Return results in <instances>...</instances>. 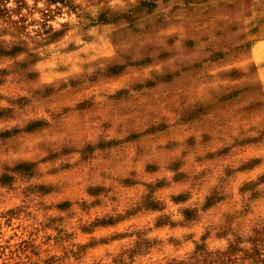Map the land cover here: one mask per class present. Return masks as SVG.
Listing matches in <instances>:
<instances>
[{"label":"clouds","instance_id":"clouds-1","mask_svg":"<svg viewBox=\"0 0 264 264\" xmlns=\"http://www.w3.org/2000/svg\"><path fill=\"white\" fill-rule=\"evenodd\" d=\"M258 48L264 0H0V112L11 114L0 122V264H143L157 251L172 264H264V168L242 191L224 177L207 205L182 206L190 218L158 199L166 232L134 225L147 242L135 253L100 248L108 234L96 229L123 214L121 183L164 147L156 129L186 150L185 120L207 127L264 101ZM243 129L259 136L264 109ZM206 179L186 173L190 189ZM90 189L115 211L94 216Z\"/></svg>","mask_w":264,"mask_h":264},{"label":"rangeland","instance_id":"rangeland-1","mask_svg":"<svg viewBox=\"0 0 264 264\" xmlns=\"http://www.w3.org/2000/svg\"><path fill=\"white\" fill-rule=\"evenodd\" d=\"M261 57L260 53H256L257 60ZM248 95L253 97L254 90L250 89ZM262 109L264 101L253 98L231 121L205 127L196 119L185 120L186 150H182L180 144L170 138L174 133H170L166 125L156 129L153 135L159 134L165 142L164 147L138 164L140 175L137 180L121 183L120 208L123 214H117L115 219H97V233L108 234L107 238L101 237L99 247L107 250L131 244L135 253L142 243L147 242L140 241V234L133 228L134 225L150 224L157 234L165 233V207L156 202L158 199L166 201L167 209L190 218L192 212L187 207L181 212L182 206H191L197 201L207 205L225 187L224 177L235 175L231 187L235 191H242L239 185L246 186L249 177L259 174L261 168H264V161L261 160V156H264V131L255 136L247 135L243 129V125ZM10 115L9 112H0V122ZM197 152L202 155H196ZM193 167L201 169L207 178L198 189H190L186 180V173ZM233 169L236 170L235 174ZM165 176L172 177V183L162 179ZM102 192L103 189H90L81 193L97 197L92 209V214L97 217L108 216L115 211L110 202L106 204L99 199ZM177 192L180 194L175 195ZM85 234H88L87 230ZM104 254L106 256L107 251ZM155 255V260H145L143 264H172V261L165 259L163 252L157 251ZM119 258L114 257L113 264H117Z\"/></svg>","mask_w":264,"mask_h":264},{"label":"crops","instance_id":"crops-1","mask_svg":"<svg viewBox=\"0 0 264 264\" xmlns=\"http://www.w3.org/2000/svg\"><path fill=\"white\" fill-rule=\"evenodd\" d=\"M256 53H260L262 56H264V50H261V49H257V52Z\"/></svg>","mask_w":264,"mask_h":264}]
</instances>
